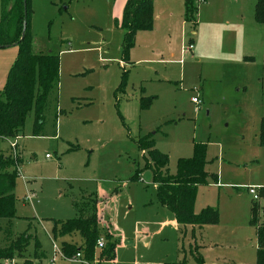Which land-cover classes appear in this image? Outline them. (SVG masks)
<instances>
[{"label": "rangeland", "instance_id": "1", "mask_svg": "<svg viewBox=\"0 0 264 264\" xmlns=\"http://www.w3.org/2000/svg\"><path fill=\"white\" fill-rule=\"evenodd\" d=\"M237 1L239 5L242 2ZM13 2L0 1L3 13L9 12ZM126 2L32 0V53L58 57L59 74L42 111L38 136L33 133V107L18 136L0 139V154L20 158L11 233L14 238L28 234L31 225L45 255L37 261L31 242L17 258H22L23 264H28V259L31 264H50L53 259L54 264H78L54 255L45 228L51 222L89 218L94 211L90 199L100 186L128 184L114 212L122 241L114 264H194L192 254L197 249L191 246L199 235L187 232L183 237L165 224L168 213L157 206L152 173L142 170L144 160L136 141L151 136L156 150L167 156V170L172 175L177 173L178 160L191 155L194 144L205 145L207 170L218 177V185L212 182L198 188L195 211L209 205L207 208L221 210L223 221L217 230L224 253L231 255L226 262L256 264V229L250 225V210L257 204L260 223H264V198L255 202L247 190L264 189V147L257 140L264 117V25L254 22L253 16L245 19L243 53L250 59L245 62L227 66L196 62L191 53L178 59L163 57L165 62H177L159 67L166 81L141 83L145 98L153 100L140 112L133 103L125 105L123 97L135 94L139 79L146 74L125 70L124 93H115L124 67L119 49L123 35L113 31L114 19ZM11 51L17 56V47L3 50ZM5 83L6 75L0 92ZM195 97L201 101L198 110L191 103ZM138 170H142L139 181H132ZM231 209L237 214L229 215ZM242 214L247 223L239 222ZM232 217L237 222L230 223ZM35 219L43 223L37 224ZM100 230V237L107 235L115 242L109 215ZM0 239L3 248L2 235ZM67 241L66 246L76 248V239ZM55 243L59 247V241ZM103 252L96 251L90 264H113L100 259Z\"/></svg>", "mask_w": 264, "mask_h": 264}, {"label": "trees", "instance_id": "2", "mask_svg": "<svg viewBox=\"0 0 264 264\" xmlns=\"http://www.w3.org/2000/svg\"><path fill=\"white\" fill-rule=\"evenodd\" d=\"M1 1V0H0ZM14 0L8 13H3L0 8V48L17 47L18 52L14 63L8 71L6 83L0 92V139L6 140L18 136L23 129L27 113L34 107V136H38L42 127V111L48 95L55 90L59 74V58L53 55H35L32 53L33 38L31 35V0ZM2 3V2H1ZM197 0H183L184 21L195 25L197 16ZM254 20L259 25H264V0H258L254 8ZM25 23V26L23 24ZM123 31L120 46V61L129 64V54L134 47L135 35L138 32L151 31L153 28V0H127L122 17L115 22ZM23 34V39H21ZM128 78V71H123L121 82L116 94H123ZM153 98H140V111L147 110ZM259 145L264 147V117L261 119ZM138 150L143 154L144 170H150L153 184L156 186L158 203L173 214L176 223L180 226H207L217 225L218 211L205 208L195 214L194 203L197 190L206 186L211 179L217 183L215 175H207L206 147L194 144L191 158L179 159L177 173L170 175L167 170L168 158L155 149L151 136L140 138L136 141ZM20 158L0 154V220L11 221L15 218V184L19 177L16 171ZM138 170L132 181H139ZM264 198V189L258 191ZM250 225L256 229V264H264V223H260L259 208L252 204ZM52 234L55 237L69 236L77 233L83 240L80 251L84 258L90 262L93 259L97 240L100 238L97 220V210L84 220H69L54 222ZM0 228V233H1ZM106 245L100 259L113 261L115 258V242L109 236H104ZM33 238L29 234L12 237L9 242L0 248V261H13L24 254ZM35 248L38 243L35 242ZM197 249V248H195ZM64 256L71 258L77 248L62 245ZM194 264H203L199 254H192Z\"/></svg>", "mask_w": 264, "mask_h": 264}, {"label": "crops", "instance_id": "3", "mask_svg": "<svg viewBox=\"0 0 264 264\" xmlns=\"http://www.w3.org/2000/svg\"><path fill=\"white\" fill-rule=\"evenodd\" d=\"M121 4L125 3L127 0H120ZM258 0H242V2L238 3L237 0H202L201 3L197 4V16L195 25L187 24L184 21V7L183 0H153V28L151 31L138 32L135 35L134 47L131 49L129 54V64H124L120 61V64L124 67V71L128 70L129 73L133 74L134 72H141L143 75L146 74V78L139 79V87L135 94H126L123 97V102L125 105L128 103H133L136 107H139V99L145 98L144 89L140 87L141 83L147 81H166L164 79L163 74L164 70L160 66L164 64L175 63L177 61H166L163 57L168 56L170 59H178V56H182L181 52L186 43H190L193 45V50L191 52V57L196 62H209L211 64L227 66L233 63L245 62L248 57H246L244 52V45L246 44L245 28L243 27V23L245 19H250L252 16L254 18V8ZM229 6L233 8H228ZM124 8V7H123ZM31 9H32V0H31ZM123 12V9H122ZM122 12L119 17H116L114 20L119 22L122 17ZM32 20V16H31ZM254 20V19H253ZM255 22V20H254ZM115 23V22H114ZM113 31H117L116 33H120L123 35V31L120 30L118 26L114 25ZM239 54L236 56L238 52ZM8 48H0V87L3 85L5 80V75L7 78V74L12 64L13 60L16 57V54L11 52H3V50L10 49ZM120 49V48H119ZM236 52V53H235ZM236 58V59H235ZM131 67V68H130ZM127 68V69H126ZM130 68V69H128ZM200 100V99H199ZM134 107V106H133ZM134 109V108H133ZM140 110V109H139ZM143 112V111H140ZM259 134V132H258ZM5 140V139H4ZM8 140V139H6ZM258 140V137H257ZM156 149V146H155ZM193 149V147H192ZM141 153V152H140ZM143 156V154L141 153ZM190 156H186L183 158H191ZM206 165L205 172L207 175H215L210 173L207 170L208 159L206 156ZM151 172V171H150ZM171 174V173H169ZM172 175V174H171ZM212 180H208V184H211ZM214 184V183H213ZM128 185V184H127ZM127 185L119 186L116 185L110 188H104L100 186L97 190V193L91 197L92 205H94V209L97 210V220H98V229L103 226V220L105 216L111 218L115 234H112L114 237L112 238L116 243L115 249V258L112 261L114 264L116 262V254L117 251L122 248L121 241V232L118 230L115 221H114V212L117 208V200L122 194H126ZM214 185H218V177L217 183ZM155 194H156V186L153 184ZM120 188V190H119ZM117 190V192L115 191ZM125 190V191H124ZM157 198V197H156ZM196 201L195 198L194 203V213L199 214L203 209L210 207H200V211H195L196 209ZM157 206L162 210L167 212L168 214V222L166 225L172 226L174 229L179 230L183 237L187 234V232H193L199 235V238L193 240V246L191 248L196 247L197 253L201 255L205 264H229L225 260L227 257L231 256L227 253H224V243L222 237L220 236L218 229V224L223 221V216L221 210L214 208L218 211L219 221L217 225H207V226H180L176 223L174 216L167 209L162 207L158 201ZM229 215H236L237 212L234 209L228 211ZM225 211V217L228 214ZM249 218V217H248ZM14 219L11 221L0 220V227L2 235V242H4V246L9 242L10 238L14 237L11 233V226L14 222ZM234 220L237 222V218H231L230 223ZM37 224L43 223L40 220L35 219ZM226 221V219H225ZM248 219L245 215H240L239 222L243 224V222L247 223ZM54 222H51L48 226V229L45 228V234L48 240L51 242L52 247L53 244L56 245V241H59V249L62 250V245L68 243L67 240L76 239V248L77 252L82 253L80 251V247L83 245V240L77 233L69 236L59 237L53 236L52 229L54 227ZM165 224L163 226H165ZM43 226V225H42ZM101 231V230H100ZM28 234L33 238L31 242H37V237L35 234L31 233V225H29ZM5 235V236H3ZM73 236V237H71ZM1 240V239H0ZM183 241V239H182ZM230 245V243H227ZM72 245V243H71ZM57 246V245H56ZM254 254L256 255L257 245H256V234L254 241ZM96 251H99L95 248ZM94 253V256H95ZM64 254V253H63ZM83 254V253H82ZM23 256V255H22ZM44 253L41 251L40 246L38 244V248H36L35 259L40 261L44 258ZM93 256V259H94ZM90 260L91 261H93ZM22 258H15L14 264H23ZM229 260V259H228ZM21 261V262H18ZM29 261V259L27 260ZM53 261V260H52ZM51 261V262H52ZM2 262V261H1Z\"/></svg>", "mask_w": 264, "mask_h": 264}, {"label": "built area", "instance_id": "4", "mask_svg": "<svg viewBox=\"0 0 264 264\" xmlns=\"http://www.w3.org/2000/svg\"><path fill=\"white\" fill-rule=\"evenodd\" d=\"M202 0H197V4L201 3ZM193 50V45L192 44H187L183 47L182 49V56H184L185 54H189L191 53ZM191 103L195 106V109L198 110V107L201 106V101L199 100V98L195 97V98H192L191 99ZM11 148L13 149L14 148V144H11ZM13 159L17 158V157H14L12 156ZM20 175V174H19ZM21 176V175H20ZM247 193L249 194V196L252 198L253 201L257 202L259 201L260 197L258 195V192L254 189V188H250L247 190ZM32 198V196H29L28 199ZM27 199V198H26ZM105 247V240L103 237H100L98 240H97V243H96V248L98 250H102L104 249ZM53 250H54V255H58L60 258H63V259H67V260H71V261H74L78 264H90V262H88L82 253L78 252L76 253L74 256H72L71 258H67L64 256V254L61 252V249H59L55 244H53ZM50 264H54V259L53 261L50 263Z\"/></svg>", "mask_w": 264, "mask_h": 264}, {"label": "water", "instance_id": "5", "mask_svg": "<svg viewBox=\"0 0 264 264\" xmlns=\"http://www.w3.org/2000/svg\"><path fill=\"white\" fill-rule=\"evenodd\" d=\"M23 8H25V2H24V0H23ZM23 26H25V23L23 24ZM21 39H23V34H22ZM5 48H8V47H5Z\"/></svg>", "mask_w": 264, "mask_h": 264}]
</instances>
